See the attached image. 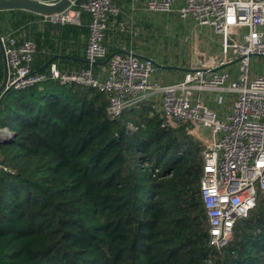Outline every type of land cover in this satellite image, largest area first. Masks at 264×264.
Here are the masks:
<instances>
[{
    "label": "trees",
    "instance_id": "trees-1",
    "mask_svg": "<svg viewBox=\"0 0 264 264\" xmlns=\"http://www.w3.org/2000/svg\"><path fill=\"white\" fill-rule=\"evenodd\" d=\"M3 12L12 26L5 33L0 27L2 35L36 42L34 69L88 66L64 56L44 66L56 53L70 54V33L74 45L89 34L88 12L80 23L45 20L40 29L44 15ZM122 14L108 23V55L123 49L111 28ZM119 33L130 44L132 28ZM107 104L94 87L51 78L0 94V127L10 131L0 141L9 168L0 170V264H264V190L216 249L200 195L204 146L191 125L167 124L150 100L116 118Z\"/></svg>",
    "mask_w": 264,
    "mask_h": 264
},
{
    "label": "built area",
    "instance_id": "built-area-1",
    "mask_svg": "<svg viewBox=\"0 0 264 264\" xmlns=\"http://www.w3.org/2000/svg\"><path fill=\"white\" fill-rule=\"evenodd\" d=\"M143 9L153 13H175L185 22L208 27L221 36L219 52L196 46L193 62L183 78L170 83L153 79L157 62L136 51L108 55L104 39L111 18L121 13L117 0H82L63 12L44 16L52 23H80L83 11L90 14L85 48L88 66L62 70L51 63L45 71L33 68L37 44L20 39L13 32L1 34L7 65L6 88L23 89L51 78L94 87L107 95V112L119 117L129 106L158 97L159 109L171 126L208 128L211 137L202 140L203 166L200 195L205 208L209 243L221 249L231 239L238 220L255 207L259 190H264V74L252 75L251 58L264 56V0H143ZM209 43V42H207ZM209 51V50H208ZM104 62V69L96 66ZM237 64V70L225 67ZM199 90L229 91L235 94L225 117L210 107ZM158 106V107H157ZM9 129L0 127V137ZM0 170H9L2 162Z\"/></svg>",
    "mask_w": 264,
    "mask_h": 264
},
{
    "label": "rangeland",
    "instance_id": "rangeland-1",
    "mask_svg": "<svg viewBox=\"0 0 264 264\" xmlns=\"http://www.w3.org/2000/svg\"><path fill=\"white\" fill-rule=\"evenodd\" d=\"M146 12L139 14L138 19H129L128 15L125 14L124 17L123 14L121 28H132L134 33L130 40L131 48L141 55L151 56L158 64L189 67L193 52L196 46L203 44L205 34L221 40V36L214 34L210 28L197 27L190 22L182 21L175 13ZM10 16L8 12L0 14V27L4 33L9 30L8 26H12ZM121 28L119 27L118 34L120 39L124 40L115 42L128 46L126 36L119 33ZM174 70L169 74L178 77L180 71ZM251 71L256 74L264 73V56H260L259 60L257 57L251 58ZM159 73L156 72L157 76Z\"/></svg>",
    "mask_w": 264,
    "mask_h": 264
},
{
    "label": "crops",
    "instance_id": "crops-1",
    "mask_svg": "<svg viewBox=\"0 0 264 264\" xmlns=\"http://www.w3.org/2000/svg\"><path fill=\"white\" fill-rule=\"evenodd\" d=\"M118 2L120 4L121 8L123 9L124 17L126 15H128L129 17H127V18H129V19H138L139 14H141L142 12H145V11H143V5H144L143 0H119ZM4 10L9 11V9H4ZM121 18H120V20H118V22L112 21L113 22V23H111L112 30H114V28H115V30L118 32L119 27L120 28L122 27L123 23L121 21ZM43 21H45V20L44 19L36 20V23L39 24V29L41 28L40 26H41ZM205 36H206V38L205 39L203 38V41H202L203 44H212L213 46L214 45L215 46L212 47V50H210V47L203 46L204 50H206L207 52H210V51L219 52V45H216V44L217 43L219 44V42L221 40H219L217 37H215V39H213L212 36H210L208 34H205ZM87 38H88V35L81 34L80 35V42L78 44L74 45L75 41L72 38V33H70L68 38H66L64 40V43L66 44L65 50H66V52H69L70 54L56 53L53 56H51L48 60H50V59L53 60L55 57L64 56L66 58L71 59V65H73L74 67H75L77 62L84 63L85 62V43L87 41ZM111 38L113 39V37H111ZM107 41L112 43V40L110 38H108ZM207 42H209V43H207ZM120 46L123 48L122 50H114L111 53L116 52V51H130V50L134 51V49L131 48L130 44L127 47L123 46L121 44H120ZM72 51L75 55H73ZM194 53H195V50L193 52V55H194ZM193 55H192V59L189 63V67L172 66V65L164 66V65L157 63L156 72L159 71L160 73L157 76V74L155 72L156 75L155 74L153 75V79L157 82H160V83H170V82H174V81L182 79L185 71L187 69H189L190 66L192 65ZM259 58L260 57H257V60H259ZM47 61H45L44 66H46ZM104 62L105 61H101L96 66V69L103 70L104 69L103 67L105 65ZM2 64H3V58H2ZM225 67L231 69L232 71L237 70V64H229V65H226ZM174 69L180 71L181 74L178 75V77H175V75H173V74H169V72L175 71ZM251 73H252V75H256V73H254L252 71H251ZM3 79H4V65H3V78L1 80V83L3 82ZM1 83H0V85H1ZM196 96L201 97L210 107L216 109L219 112V115L222 117H225L226 114L231 110L233 100L235 98V94H233L232 92H229V91H210V90H199L196 92ZM149 100L151 102H153V104H154V101L156 102V100H157L156 105L158 104V106H159L158 97L153 96ZM195 129H196L195 130L196 133L193 135L198 140L202 141V140L210 139L211 133H210V130L208 128L198 126Z\"/></svg>",
    "mask_w": 264,
    "mask_h": 264
},
{
    "label": "water",
    "instance_id": "water-1",
    "mask_svg": "<svg viewBox=\"0 0 264 264\" xmlns=\"http://www.w3.org/2000/svg\"><path fill=\"white\" fill-rule=\"evenodd\" d=\"M78 0H56V1H45V0H0V10L1 9H24L35 12L40 15H52L55 13H60L68 10L73 3H77ZM0 50L3 58L4 65V79L0 85V94L5 90L7 80H8V65L6 60V55L3 47V43L1 42V33H0ZM110 56L105 60L108 61ZM52 59L46 62V65L50 64ZM0 141H4L0 137Z\"/></svg>",
    "mask_w": 264,
    "mask_h": 264
}]
</instances>
